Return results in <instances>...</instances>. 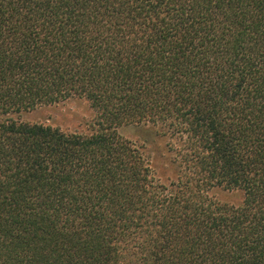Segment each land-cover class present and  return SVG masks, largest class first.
<instances>
[{
	"label": "trees",
	"instance_id": "trees-1",
	"mask_svg": "<svg viewBox=\"0 0 264 264\" xmlns=\"http://www.w3.org/2000/svg\"><path fill=\"white\" fill-rule=\"evenodd\" d=\"M73 98L88 135L17 118ZM0 264H264V0H0Z\"/></svg>",
	"mask_w": 264,
	"mask_h": 264
},
{
	"label": "rangeland",
	"instance_id": "rangeland-1",
	"mask_svg": "<svg viewBox=\"0 0 264 264\" xmlns=\"http://www.w3.org/2000/svg\"><path fill=\"white\" fill-rule=\"evenodd\" d=\"M21 122L42 124L59 129L66 133L88 135L93 132L97 122L96 113L87 100L73 98L54 105L40 106L24 112L17 117ZM120 135L141 147L147 154L160 182H169L175 178V166L171 163L168 149L169 138L161 129L150 123L129 125L118 129ZM210 195L222 204L238 206L243 201V193L239 190L216 188Z\"/></svg>",
	"mask_w": 264,
	"mask_h": 264
}]
</instances>
